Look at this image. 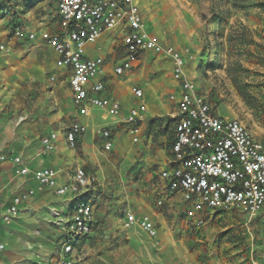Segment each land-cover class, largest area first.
Here are the masks:
<instances>
[{"label":"rangeland","instance_id":"1","mask_svg":"<svg viewBox=\"0 0 264 264\" xmlns=\"http://www.w3.org/2000/svg\"><path fill=\"white\" fill-rule=\"evenodd\" d=\"M58 1L0 0V41L22 28L21 18L28 13L52 16ZM140 6L153 32L193 53L195 60L186 75L215 112L239 120L264 142V0H141ZM159 58L156 54L147 58L152 77L162 75L154 69ZM1 91L5 97L12 90L3 86ZM0 109L1 117L7 110L3 104ZM162 125V119L149 123L147 142L130 160V153L101 147L96 161L85 163L97 173L99 189L92 199L102 227L79 264H257L258 248L264 246V216L250 220L241 210L218 211L207 216L208 229L198 231L176 207L157 206V199L164 196L160 165L155 163L158 150L166 144ZM121 126L131 134L132 153L140 125ZM105 130L113 136L118 133L111 125L100 127L96 143H101ZM43 190L38 185L24 192L29 194L25 203ZM130 215L135 216L132 224ZM144 219L155 226V236L142 228Z\"/></svg>","mask_w":264,"mask_h":264},{"label":"built area","instance_id":"2","mask_svg":"<svg viewBox=\"0 0 264 264\" xmlns=\"http://www.w3.org/2000/svg\"><path fill=\"white\" fill-rule=\"evenodd\" d=\"M61 33L42 32L44 44L59 55L57 66L71 72L70 86L73 105L81 116H88L91 108L107 111L113 118L120 115L117 101L102 96L104 82L97 81L104 60L87 57V48L95 45L108 32L124 28V61L115 68L117 76L132 71L146 54L168 58L173 66V77L181 87V96L171 99L177 103L175 140L170 166L161 172L166 194L157 201L163 207L170 197L179 196L183 203L186 222L195 228L206 226V218L218 211L241 210L250 219L264 211V142L257 139L239 120L219 116L207 98L196 90L186 75V66L195 60L189 49L178 50L147 30L140 0H60L58 5ZM19 40H34L35 34L21 29L15 32ZM6 48L0 44V52ZM264 82V77H263ZM139 104L126 118L128 124L145 120L147 105L142 88L132 90ZM2 110L0 109V114ZM87 128L74 122L66 130V141L71 149L78 146ZM134 134L138 131L134 130ZM105 149L113 148L112 133L102 134ZM58 136L53 133L42 139L46 151H53ZM5 159V158H3ZM19 176L32 175L41 188L55 189L57 195L71 196L76 206L66 223V239L62 244L61 264H75L80 259L78 244L93 232L94 206L89 194L95 191L97 178L84 168H77L66 183L61 184L60 172L54 169L32 171L21 167L15 158ZM29 194H21L0 206V225H10L21 213ZM59 217V216H58ZM135 216L128 217V223ZM62 222L57 221L58 225ZM142 228L155 236L157 230L148 220Z\"/></svg>","mask_w":264,"mask_h":264},{"label":"crops","instance_id":"3","mask_svg":"<svg viewBox=\"0 0 264 264\" xmlns=\"http://www.w3.org/2000/svg\"><path fill=\"white\" fill-rule=\"evenodd\" d=\"M58 5L57 11H52V16L37 17L28 13L21 18L23 27L17 29L27 34H35L34 40H19L15 29L11 36L8 34L0 41L9 49L7 53L0 52V104L7 110L0 117V206L9 204L14 197L35 190L38 186L32 175L16 174L18 166L14 163L15 158H21V167L32 171L47 168L58 170L61 184L68 182L77 168H84L97 178V173L87 168L85 163L95 162L100 148H105V140L102 138L101 143H96L98 141L95 136L96 130L105 125H111L118 130L116 136L112 135L111 150L115 148V151L122 154L130 153V160L132 155H138L144 142H147L145 131L149 123L162 119L165 125H162L165 127L163 143L166 144L155 156V163L160 165L159 179L161 172L170 166L178 116L177 103L171 97L181 96V87L173 77L171 61L161 56L162 58L154 63V69L156 74L158 72L162 75L152 77L150 73L153 68L149 69L147 65L149 53L141 58L132 71L117 76L115 68L126 56L123 45L125 29L122 27L106 33L97 44L87 48L88 58L104 60L99 76L92 81L90 87L94 82H104L106 90L102 96L120 104V116L109 119L103 113L105 110L99 108H91L88 116H81L73 105L70 70L57 66L59 55L41 39V34L45 31L52 34L61 33ZM141 11L145 19L142 7ZM146 27L167 45L178 50L186 49L153 32L152 26ZM29 44L31 45L28 46ZM191 63L187 64L186 73ZM3 86L12 90L5 97H1ZM135 87L144 90L147 113L145 120L139 122L140 132L136 135L138 143L131 153V146L130 149L128 146L131 134L123 130L121 123L126 122L131 109L139 104L132 92ZM30 103L31 105L27 106ZM74 122L86 126L87 132L80 138L77 148L71 149L66 141V130ZM167 129L169 133L165 132ZM53 133L57 134L58 139L55 149L49 152L45 150L42 139ZM168 134L171 136L170 140ZM2 157L5 159L2 160ZM160 182L161 194L165 195V184L161 179ZM95 189L89 194L94 206L93 232L79 242L77 249L80 259L75 264L82 262L84 251L89 253V243L102 227L92 199L99 189L98 178ZM75 206L74 198L61 197L51 188H44L43 192L31 198L23 205L17 220L10 225H0V264H61L62 244L67 236L66 223L70 220ZM165 206L176 207L178 214L184 216L183 203L179 196L168 198L163 207ZM263 216L264 211L258 217ZM54 221L62 223L57 226ZM190 227L198 231L208 229L206 226L201 229L191 225ZM258 250L260 255L257 264H264V246Z\"/></svg>","mask_w":264,"mask_h":264},{"label":"bare ground","instance_id":"4","mask_svg":"<svg viewBox=\"0 0 264 264\" xmlns=\"http://www.w3.org/2000/svg\"><path fill=\"white\" fill-rule=\"evenodd\" d=\"M59 210V209H58ZM58 213V212H57ZM56 215H59V214H56ZM54 216V215H53Z\"/></svg>","mask_w":264,"mask_h":264}]
</instances>
